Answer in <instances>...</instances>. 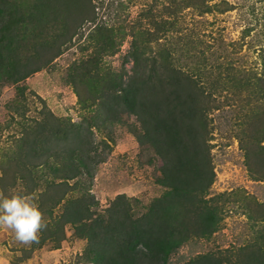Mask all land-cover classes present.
I'll use <instances>...</instances> for the list:
<instances>
[{"label": "rangeland", "instance_id": "rangeland-1", "mask_svg": "<svg viewBox=\"0 0 264 264\" xmlns=\"http://www.w3.org/2000/svg\"><path fill=\"white\" fill-rule=\"evenodd\" d=\"M27 1L18 2L24 7ZM92 5L93 21H84L50 64L20 82L0 80V190L2 183L12 185L2 171L17 151L23 125L47 112L76 122L98 118V112L106 118L98 100L89 97L91 80H82L76 68L98 51L99 40L111 43V51L102 53V73L112 70L124 77L133 73L135 41L146 44L148 53L168 49L172 62L196 80L214 107L209 114L215 172L210 196L223 216L216 232L190 238L171 254L169 264L206 253L239 264L243 248H264V0H92ZM108 121L103 133L96 132L98 142L102 135L112 140L110 149L99 145L107 154L96 167L92 192L99 209L125 194L134 212L141 213L167 190L161 182L163 158L143 136L135 114ZM22 186L18 181L15 190ZM59 211L54 209L39 242L31 245L0 227V264L84 263L87 240L73 235L72 224L64 226L62 239L56 238ZM44 216L46 222L49 215Z\"/></svg>", "mask_w": 264, "mask_h": 264}, {"label": "trees", "instance_id": "trees-1", "mask_svg": "<svg viewBox=\"0 0 264 264\" xmlns=\"http://www.w3.org/2000/svg\"><path fill=\"white\" fill-rule=\"evenodd\" d=\"M18 1L0 0L2 81L20 82L44 68L63 53L84 21H93L92 0H28L24 7ZM110 44L99 40L98 51L76 67L82 80H91L89 97L98 100L106 118L98 112V118L76 122L47 112L23 125L17 151L2 171L13 182L2 188L15 190L20 181L23 186L16 189L38 197L49 215L47 225L59 208L56 238L62 239L64 226L72 224L73 235L87 240L84 263L169 264L171 254L190 238L213 234L223 220L212 204L216 197L210 196L215 172L209 114L214 107L210 95L172 62L168 49L148 53L146 44L135 41L132 74L102 73V53L111 51ZM125 112L138 117L143 136L163 158L161 182L167 190L141 213L134 212L125 194L99 209L92 192L96 167L107 154L99 145L110 149L112 140L102 135L98 142L96 132L103 133L108 120ZM242 251L239 264H264V248ZM184 264L225 263L220 255L206 253Z\"/></svg>", "mask_w": 264, "mask_h": 264}, {"label": "clouds", "instance_id": "clouds-1", "mask_svg": "<svg viewBox=\"0 0 264 264\" xmlns=\"http://www.w3.org/2000/svg\"><path fill=\"white\" fill-rule=\"evenodd\" d=\"M0 227L13 231L17 242L31 245L39 242L40 233L46 230L47 224L32 194L0 190Z\"/></svg>", "mask_w": 264, "mask_h": 264}, {"label": "crops", "instance_id": "crops-1", "mask_svg": "<svg viewBox=\"0 0 264 264\" xmlns=\"http://www.w3.org/2000/svg\"><path fill=\"white\" fill-rule=\"evenodd\" d=\"M38 264H40L41 262L40 261H37ZM58 261H56L55 263H52V264H57ZM75 264H92V263H75Z\"/></svg>", "mask_w": 264, "mask_h": 264}]
</instances>
